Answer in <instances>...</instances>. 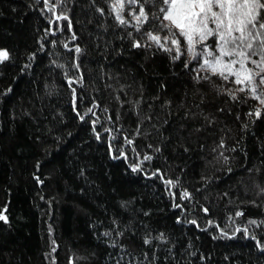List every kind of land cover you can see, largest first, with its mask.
I'll return each instance as SVG.
<instances>
[{
  "label": "trees",
  "instance_id": "trees-1",
  "mask_svg": "<svg viewBox=\"0 0 264 264\" xmlns=\"http://www.w3.org/2000/svg\"><path fill=\"white\" fill-rule=\"evenodd\" d=\"M124 1L0 0V264H264V104Z\"/></svg>",
  "mask_w": 264,
  "mask_h": 264
},
{
  "label": "snow or ice",
  "instance_id": "snow-or-ice-1",
  "mask_svg": "<svg viewBox=\"0 0 264 264\" xmlns=\"http://www.w3.org/2000/svg\"><path fill=\"white\" fill-rule=\"evenodd\" d=\"M163 3L167 7L160 9L163 14L161 28L167 29L168 35L163 37L164 43H161V36L147 32L148 40L165 51L171 52L174 48L177 53L175 59L180 58L182 48L186 45L185 50L192 59L205 57L202 68L224 79L229 76L235 77L233 81L235 84L247 85L248 90L253 94L252 98L259 99L264 104L262 99L264 93L258 94L256 86L264 85V75H262L264 73V0H163ZM122 9L123 0H114L113 11L116 19L124 24L126 21L120 16ZM147 19L148 16L141 7L136 20L141 22ZM179 37H183V41ZM212 37H215L214 50L206 44V41ZM167 43H170L172 48H166ZM198 45L204 47L198 50ZM134 46L141 45L137 43ZM76 51L79 52L80 49L77 48ZM257 55L260 56V60H252V57ZM225 57L229 59L225 60ZM7 59L8 52L0 50V63ZM249 63L255 64L259 71L246 67ZM236 65L239 67H235ZM256 77H260L258 82ZM237 90L243 92L246 89L240 87ZM255 115L260 116L259 109L256 110ZM168 183L172 182L168 181ZM187 196L188 193L185 192L183 197ZM241 214L236 213L237 216ZM0 220L6 222L7 218L0 214Z\"/></svg>",
  "mask_w": 264,
  "mask_h": 264
},
{
  "label": "rangeland",
  "instance_id": "rangeland-1",
  "mask_svg": "<svg viewBox=\"0 0 264 264\" xmlns=\"http://www.w3.org/2000/svg\"><path fill=\"white\" fill-rule=\"evenodd\" d=\"M128 2L131 3V1H129V0H128ZM113 4H114V3H113ZM131 5H132V4H129V5L125 6V1L123 0V9H122V11L120 12V16H121V18H122L123 20H125V21H127V22H129V23L131 22V24L138 25V24H140V23L142 22V21H141V22H138V21L136 20V17L139 15V10H136V9L132 8ZM164 7H167V5H165ZM112 8H113V5H112ZM124 15L129 16L131 20L128 21V20L125 18ZM164 23H167V21H164ZM181 38H182V41H183L184 38H183V37H181ZM161 43H164L163 38H162V40H161ZM154 44H155V43H154ZM206 44L209 45V46H211V48L214 50V49H215V37L209 38V40L206 41ZM155 45H156V44H155ZM165 47H166V48H172V45H171L170 43H167V44H165ZM203 47H204V45H198V46H197V49L200 50V49H202ZM185 48H186V45L182 48V52L185 53V54L189 57L190 60L196 62V65H197V69H198V70L211 72L210 70H205V68H202V67H201V65L204 63V59H205L204 56H200V57H198L197 59H192V58L189 56V54L187 53V51L185 50ZM173 49H174V48H173ZM0 50H4V49H0ZM174 50H175V49H174ZM216 54L218 55V53H216ZM207 58H208V59H212L211 57H207ZM224 59L227 60V59H229V58L225 57ZM252 60H256V61H258V60H260V56H259V55H257V56H253V57H252ZM235 67L238 68L239 65H236ZM246 67H248V68H252L253 71H259V68H257V66H256L255 64H251V63H249V64L246 65ZM262 75H264V73H262ZM229 77H232L233 79H235V77H233V76H229ZM259 79H260V77H256V81H257V82L259 81ZM239 86H240V87H245V89L249 92V94H250L251 96L253 95V94L251 93V91L248 90V86H247V85H239ZM256 86H257V93H258V94L264 92V85H259V84H257Z\"/></svg>",
  "mask_w": 264,
  "mask_h": 264
}]
</instances>
